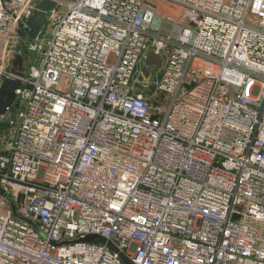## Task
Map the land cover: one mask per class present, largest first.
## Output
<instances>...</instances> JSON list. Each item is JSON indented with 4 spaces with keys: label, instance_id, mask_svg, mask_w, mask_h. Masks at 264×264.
Here are the masks:
<instances>
[{
    "label": "built area",
    "instance_id": "1",
    "mask_svg": "<svg viewBox=\"0 0 264 264\" xmlns=\"http://www.w3.org/2000/svg\"><path fill=\"white\" fill-rule=\"evenodd\" d=\"M21 35L0 264H264V0H0V86Z\"/></svg>",
    "mask_w": 264,
    "mask_h": 264
},
{
    "label": "water",
    "instance_id": "2",
    "mask_svg": "<svg viewBox=\"0 0 264 264\" xmlns=\"http://www.w3.org/2000/svg\"><path fill=\"white\" fill-rule=\"evenodd\" d=\"M23 39V52L13 55L11 60V73L12 77L6 79L0 86V115L5 113L7 107L11 105L15 97V91L20 87V78L23 77L26 61H27V37L21 35ZM162 59L154 54H151L148 59V64L159 65ZM0 195L5 196V193L0 188ZM86 243L105 244L104 239L98 236H87L83 240Z\"/></svg>",
    "mask_w": 264,
    "mask_h": 264
},
{
    "label": "rangeland",
    "instance_id": "3",
    "mask_svg": "<svg viewBox=\"0 0 264 264\" xmlns=\"http://www.w3.org/2000/svg\"><path fill=\"white\" fill-rule=\"evenodd\" d=\"M50 4L48 2H41L38 6L34 16L27 20L28 26L31 27V34L42 32L48 25L47 18ZM21 50V49H20ZM22 51V50H21ZM149 96H153L152 90L147 91Z\"/></svg>",
    "mask_w": 264,
    "mask_h": 264
}]
</instances>
